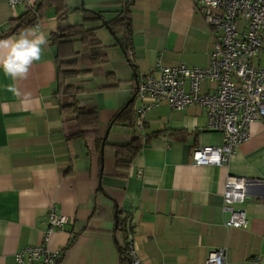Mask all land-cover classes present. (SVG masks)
<instances>
[{
	"label": "crops",
	"instance_id": "crops-1",
	"mask_svg": "<svg viewBox=\"0 0 264 264\" xmlns=\"http://www.w3.org/2000/svg\"><path fill=\"white\" fill-rule=\"evenodd\" d=\"M127 1L68 0V6L101 11L107 21ZM130 1L127 56L103 20L85 21L82 12H75L60 21L51 0L14 8L0 0V36L7 33L3 39L38 26L48 40L27 78L14 81L0 68V264H16L21 247L42 242L52 206L69 217L50 241L64 251L60 264H122L126 236L118 217L133 226L144 264H205L209 251L217 248H224L229 264H264V185L252 186L240 205L247 214L245 227H226L221 210L227 174L264 180L262 121L250 124L249 138L220 167L193 163L196 146L222 143L221 132L207 129L206 110L199 104L176 109L162 103L147 112L143 129H138L140 101L135 98L134 126L114 122L141 76L158 61L208 67L214 42L194 0ZM40 5L38 23L18 29L29 9ZM68 22L105 27L111 49L100 53L107 54L108 62L111 55L117 60L107 70L102 66L108 62L94 74L70 80L84 89L75 94L59 91L57 48L50 39ZM92 53L81 51V68L91 67ZM9 85L21 95L9 91ZM215 87L208 80L202 83L209 92ZM76 99L97 110L98 130L106 137L104 155L93 139L66 136L62 105ZM138 135L146 141L136 155H117L115 146Z\"/></svg>",
	"mask_w": 264,
	"mask_h": 264
},
{
	"label": "built area",
	"instance_id": "built-area-1",
	"mask_svg": "<svg viewBox=\"0 0 264 264\" xmlns=\"http://www.w3.org/2000/svg\"><path fill=\"white\" fill-rule=\"evenodd\" d=\"M6 1L12 8L33 5V0ZM194 4L214 37L209 66H167L158 61L141 76L136 87L140 105L135 125L143 129L147 112L162 103L176 109L199 104L206 110L207 129L221 132L222 143L196 146L193 163L226 166L239 145L249 138L250 124L264 123V0H194ZM207 80L216 84L215 91L202 89ZM142 173L140 169L138 175ZM254 185H264V180L226 175L221 205L226 227L248 224L246 211L240 205L248 200ZM68 223L69 217L52 206L42 242L21 247L14 256L16 264H60L64 251L53 248L50 241ZM125 236L130 264H144L128 220ZM205 264H229L224 248L209 251Z\"/></svg>",
	"mask_w": 264,
	"mask_h": 264
},
{
	"label": "trees",
	"instance_id": "trees-1",
	"mask_svg": "<svg viewBox=\"0 0 264 264\" xmlns=\"http://www.w3.org/2000/svg\"><path fill=\"white\" fill-rule=\"evenodd\" d=\"M56 6V12L60 21H68L69 15L75 12H82L84 20H103L106 21L103 12L91 10L82 6L79 8H69L68 0H51ZM122 3V2H120ZM131 6L132 1L128 0L125 3L124 9L118 12V14L111 20H107L114 31V36L117 38L118 43L124 47V50L128 56L130 49V25H131ZM41 5L38 9H29L21 20L20 28L25 26L36 25L41 17L40 14ZM105 25V24H104ZM101 27L87 28L83 23L71 24L68 22L66 27H59L56 32L51 35L52 44L56 46V62L58 66V83L59 91L71 92L72 94L83 91V87H79L76 83L70 80L76 79L81 76H89L96 73V67L108 62V56L105 53L94 52L90 55L91 67L81 68L77 57L81 54V51L75 47L76 41H81L89 46L101 45L102 41L98 37L97 30ZM6 34L0 36L3 39ZM111 76V73L108 74ZM135 100L129 101L125 107L118 112L115 116L114 122L127 123L130 126H134L135 122ZM62 111L64 114V129L68 138H91L97 148H100L104 143V138L98 130L99 117L98 112L94 108L88 107L82 101L77 99L72 103L62 105ZM145 136H136L131 142L123 145L115 146L117 155H126L128 158H132L142 148L145 140ZM118 216V215H117ZM118 227L125 231L124 217H118ZM121 263L130 264L129 256L126 247L120 248Z\"/></svg>",
	"mask_w": 264,
	"mask_h": 264
},
{
	"label": "clouds",
	"instance_id": "clouds-1",
	"mask_svg": "<svg viewBox=\"0 0 264 264\" xmlns=\"http://www.w3.org/2000/svg\"><path fill=\"white\" fill-rule=\"evenodd\" d=\"M47 43L46 34L38 26L23 30L16 38L0 39V68L14 81L27 78L33 62L41 59L42 46ZM8 90L18 97L21 95L13 85Z\"/></svg>",
	"mask_w": 264,
	"mask_h": 264
},
{
	"label": "rangeland",
	"instance_id": "rangeland-1",
	"mask_svg": "<svg viewBox=\"0 0 264 264\" xmlns=\"http://www.w3.org/2000/svg\"><path fill=\"white\" fill-rule=\"evenodd\" d=\"M90 1V0H89ZM89 26V24H87ZM101 31V32H98V35H100V39L103 40V43L106 45H96V46H89L87 44H84L82 43L81 41H76V45H77V48L80 49L83 53H92V52H108L110 49H111V46L109 44V41H107L106 39V35H109V31L105 28V27H102L100 29H98V31ZM111 54H113V52H111ZM86 58H88L86 55H85ZM83 61H86V59H83ZM117 60L115 59V57L113 55H111V59L110 61L107 63V65H103L102 67L107 70L109 69V67H111L110 65H113L114 66V63L116 62Z\"/></svg>",
	"mask_w": 264,
	"mask_h": 264
},
{
	"label": "water",
	"instance_id": "water-1",
	"mask_svg": "<svg viewBox=\"0 0 264 264\" xmlns=\"http://www.w3.org/2000/svg\"><path fill=\"white\" fill-rule=\"evenodd\" d=\"M92 10V9H91ZM104 24L106 25V27L108 28V30L112 33V34H114V31L112 30V28L110 27V25L107 23V21H104ZM122 46V45H121ZM137 85H138V83H137ZM135 98H136V93L133 95V97L130 99V101H132V100H135ZM106 138V137H105ZM104 138V139H105ZM101 153H102V155H104V143L102 144V149H101Z\"/></svg>",
	"mask_w": 264,
	"mask_h": 264
}]
</instances>
